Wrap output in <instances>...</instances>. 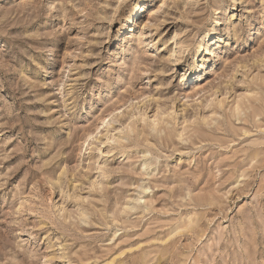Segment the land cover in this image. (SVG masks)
I'll use <instances>...</instances> for the list:
<instances>
[{
  "label": "rangeland",
  "instance_id": "obj_1",
  "mask_svg": "<svg viewBox=\"0 0 264 264\" xmlns=\"http://www.w3.org/2000/svg\"><path fill=\"white\" fill-rule=\"evenodd\" d=\"M0 264H264V0H0Z\"/></svg>",
  "mask_w": 264,
  "mask_h": 264
},
{
  "label": "bare ground",
  "instance_id": "obj_2",
  "mask_svg": "<svg viewBox=\"0 0 264 264\" xmlns=\"http://www.w3.org/2000/svg\"><path fill=\"white\" fill-rule=\"evenodd\" d=\"M138 6H139V5H138ZM135 7H137V6H135ZM138 10H139V8H138ZM217 10L219 11V13H217V14H220L221 11L219 10V8H218ZM134 13H135V12H134ZM216 19H217V17H216ZM216 22H217V20H215V23H216ZM209 32H210V31H209ZM209 32H208V33H209ZM253 34H254V33H253ZM128 35H129V34H128ZM249 36H250V35H249ZM249 39L251 40L252 37L250 36ZM200 47H201V46H200ZM200 66H202V65H200ZM93 89H94V88H93ZM92 92H93V90H92ZM144 112H145V111H144ZM157 113H159V112H157ZM155 116H156V115H155ZM141 118H142V120H146V119H145V113L142 114V117H141ZM157 118H158V117H157ZM157 118H155V119H157ZM159 118H160V117H159ZM152 120H153V119H152ZM160 120H161V119H160ZM158 121H159V120H158ZM161 122H162V120H161ZM115 140H116V139H115Z\"/></svg>",
  "mask_w": 264,
  "mask_h": 264
}]
</instances>
